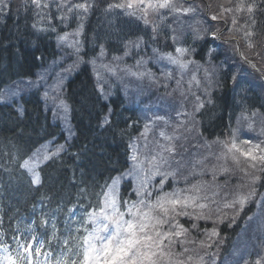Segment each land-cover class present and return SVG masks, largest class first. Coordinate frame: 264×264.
Returning a JSON list of instances; mask_svg holds the SVG:
<instances>
[{"label":"snow or ice","instance_id":"obj_1","mask_svg":"<svg viewBox=\"0 0 264 264\" xmlns=\"http://www.w3.org/2000/svg\"><path fill=\"white\" fill-rule=\"evenodd\" d=\"M31 5L30 10L35 11V15L49 21L46 29L42 31L55 32L57 25L52 23L53 19L57 20L62 26H67L70 18H75L79 21L77 28L73 32L65 31L62 35L58 34V41L62 46H67L72 49L71 55L76 59V63H91L95 69L96 61L104 58L107 53L103 44L97 45L99 47L98 56L84 60L83 58L88 55L84 51V41L79 39L83 36V21L85 17L91 12L100 7V4L105 6L102 12L109 15H115L123 18L125 25H137L143 24L145 30L151 31L149 39L154 43L158 35L157 26L151 24L149 16L153 15L159 19H163L169 15L195 13L197 8L188 0V7H184L183 4L176 2V0H87V2H76L73 0H28L25 4V8ZM210 7V6H209ZM221 11L218 15L211 16L212 20L220 19L224 21L227 32L230 34L229 38L225 39V43H233L236 46V50L239 51L240 43L236 39L239 35L240 39L244 40L245 46L250 50H255L258 47H264V43L261 42L260 26L264 24V21H258L257 16H264V0H235V3H230V6L224 7L220 5ZM6 9L11 11L10 0H0V17H3ZM225 13L231 14L230 17L225 16ZM238 13L244 14L243 16L237 15ZM241 20L243 21L241 23ZM36 28V25H32ZM169 35L167 39L171 41L173 46L180 43L182 37L175 33V29H168ZM205 34L211 35L214 39H221L223 37L222 31L217 28L215 31L208 32L205 30ZM70 37H74L70 39ZM195 40L204 39V35L199 30H195ZM146 47V42L142 36H137L135 39H126L123 42L122 55L112 56L113 64H102L101 66L109 72H115V68L119 66L125 59V57L133 56V51L139 55L140 51ZM175 53H161L158 49L153 48L152 52L156 57V62L167 61L168 64L177 66L181 72L188 67L189 64L195 63L191 57L197 54L194 47H174ZM209 50L208 55H211ZM246 62L248 57L240 53ZM254 54L259 56V51H254ZM185 57H188L185 59ZM147 61L141 56L139 59H135V65H125L123 71L136 76L138 78H145L152 80L154 84L163 83L165 89L168 88V81L174 79L171 72H165L164 80L161 81L145 66ZM132 67L140 69L144 67V71H132ZM255 67V64H252ZM69 69H66L68 71ZM97 90L99 92L98 99H107L108 93L105 92L103 87V78L97 72ZM181 79H176L177 85L174 92H180ZM195 80V77H193ZM235 87H240V83L237 81L236 76L232 77ZM199 85L200 81L195 80ZM205 88L204 95L206 100L201 99L200 96L195 97V104L193 105V113L181 110L182 106L176 110V115L183 117L182 120H178L175 125L172 126V135H166L163 131L160 132V136H163L165 140L170 143L167 146H159L160 151L150 159L152 168L146 173L145 169L141 167L140 163L133 164L131 167L124 170H117L116 176H110L108 181L105 182L104 187L107 191L102 189V195L104 197L103 207L99 212L92 211L87 213V224L93 225L91 230L85 227V235L72 239L71 224L69 219L68 235L69 240L75 246L76 251H70L69 249H63L60 258L56 259L55 264H205V255H208L215 264V253L201 254L197 251L196 247H190L198 245L200 249H211L214 244H218L217 241H213V237H219L220 233L216 227H213L211 231L207 228L201 229L199 221L212 220L213 224L222 223L226 213L224 209H231L233 215L230 217L229 223L235 222V216L244 211V206L249 201L259 199L261 206H264V192H259L257 184L261 181V176L257 173H264V141L260 143H253L251 140H240L239 143L236 131L233 130L230 133V139L228 140H216L212 143L220 144L223 146V150L219 153H210V155L217 161V164L211 168H207L206 164L209 162L208 157L197 161L191 165V168L183 160L182 154L178 151L176 144L171 142L186 139V134H189L194 130L196 120L194 113L199 112L200 109L205 107V103L211 105L213 100L209 89L213 87H220L219 82L214 83L208 70L205 69ZM60 82L58 81L54 91H59ZM181 96H184V92H180ZM7 96H15V91H9ZM47 96V93H45ZM59 97H53V103L57 108V112L62 113L60 117L64 123L68 135L73 134V130L70 127L69 121V106L63 100L59 99V104H55V101ZM0 102H4V96L0 95ZM22 114L23 109H18ZM56 115V113H54ZM261 115V124H264V114H260L258 110H253L249 113L247 108H242L240 116L237 117V125L242 122H247L248 128H253L256 123V117ZM113 113L111 109L100 119L99 127L105 128L106 131H112L113 125L111 117ZM157 120H164V117H156ZM167 123V121H165ZM189 125H192L190 127ZM147 125H145V132H141L140 136L146 138ZM261 132L264 133V127L261 128ZM115 135L116 133L113 132ZM128 133L126 130H120L119 135L125 136ZM202 137V133H199ZM19 138L23 139V133L19 134ZM52 144L51 141L48 142ZM133 149L131 159L137 161L135 154V144H130ZM205 148L211 147V144L205 142ZM27 156L22 162L19 163V169L24 170L27 173L29 183L34 186L41 185V176L37 171V168L46 162L51 161L55 164L60 153L65 151V146L56 144L54 148L41 145L39 148L26 147L24 149ZM181 157L176 159V157ZM244 159V167H241V158ZM17 158L15 154H11V161H15ZM10 161V162H11ZM229 161L232 162L233 167H228ZM175 164V168H173ZM197 168L200 171H197ZM171 169V171L169 170ZM251 169V172H249ZM0 170L10 173V169L3 168L0 165ZM236 171L242 173L241 186L232 190L231 199H222L218 201L215 197L220 193L216 189L226 187L228 184L229 176ZM185 172L187 174L185 175ZM211 173V180L204 181L203 176ZM224 175V185L218 183V176ZM128 177L129 186L132 187V181H136L135 187H132V193L136 197L135 200L122 201L126 206V211H121L118 204V192L117 185L120 180ZM156 177L159 180L153 182ZM171 177L173 184L178 185L179 180L177 177H182L185 187H173L169 185L171 191L165 190V184L168 178ZM264 187V184L260 185ZM212 192V196L208 195V192ZM155 193V195H153ZM207 201V203L202 202ZM75 210H73V213ZM73 213H69V216ZM128 217V218H126ZM184 218L187 223L185 227L184 223H181V219ZM251 219V217H249ZM2 223V221H0ZM41 223H47V221L41 220ZM80 223H84L83 220ZM78 231V229H77ZM204 233L205 239L199 240L198 237ZM5 234L0 232V252L5 253L3 259L6 264H40L39 261H33L34 256L42 255V248L44 247L45 240L38 238L35 235L25 236L24 239H18L16 235L11 236V244L4 238ZM55 237V232H53ZM58 239V238H57ZM66 241L65 243H67ZM13 252L15 253L13 255ZM64 252L69 253V257L66 259ZM195 253V255H193ZM72 256H76L77 259H71ZM243 264H248L247 261H243ZM255 264H260V261H256Z\"/></svg>","mask_w":264,"mask_h":264},{"label":"trees","instance_id":"obj_2","mask_svg":"<svg viewBox=\"0 0 264 264\" xmlns=\"http://www.w3.org/2000/svg\"><path fill=\"white\" fill-rule=\"evenodd\" d=\"M11 9H16L15 3L11 4ZM257 17L264 21V16ZM21 18L25 20L23 31L6 17H0V92L16 80L35 76L45 62L58 53L56 36L60 33L59 29L55 32L39 31L32 27L33 21L28 17ZM97 21L99 25L95 24L93 31L82 36L83 50L88 53L84 59L97 54L99 44H103L107 51L116 52L120 40L125 42L126 39L142 36L137 29L131 27L126 30L125 26L122 29L119 24L110 31L101 20ZM56 22L53 21L54 24ZM163 35L161 31L159 36L169 42ZM150 36L145 33L143 37L149 40ZM194 48L197 52L195 59L203 61L210 43L197 42ZM215 59L220 60V55ZM233 76L230 69L220 71L217 80L220 87L211 93L213 104L206 103L199 113L202 134L209 140H225L226 134L233 127L236 114L241 113L242 108H247L249 112L254 109L264 112V104L253 86L243 82L237 88L233 84ZM92 81L88 68L75 72L67 81L65 100L70 108L74 137L55 164L49 161L41 166V185L38 186L31 185L26 172L19 169V163L27 158L24 149L34 148L44 139L55 138L62 142L65 133L45 110L38 90L20 97L22 114L18 111L21 108L15 104H0V165L10 169V173L0 170V204L5 215L4 226L11 219H21V224L14 226V229L22 226L26 234L33 233L44 239L46 245L42 253L51 254L49 264H55L63 249L76 251L69 240V219L72 221V239L82 238L86 234L85 227H91L86 222L87 213L100 211L104 202L102 189L107 191L104 185L109 177L116 176L117 170L126 172L129 168L130 144L142 130L136 111L125 105L118 89H115L108 101L98 99L99 92ZM109 109L113 113L112 131L98 126ZM120 130H126L128 134L121 136ZM21 132L22 140L19 138ZM13 153L17 158L15 161H11ZM262 178L264 182V173ZM131 192L132 187L128 181L123 182L118 198L122 211L126 210L122 201L133 199ZM69 213H73L71 217ZM42 219L47 223H41ZM81 220L84 223H80ZM237 232L236 229L232 235L224 233L228 243ZM63 254L66 259L69 257L68 252ZM71 259L77 257L72 256Z\"/></svg>","mask_w":264,"mask_h":264},{"label":"rangeland","instance_id":"obj_3","mask_svg":"<svg viewBox=\"0 0 264 264\" xmlns=\"http://www.w3.org/2000/svg\"><path fill=\"white\" fill-rule=\"evenodd\" d=\"M27 2L28 0H10V4L15 3L16 9L19 8L17 11L20 12H25L28 11V9H31L30 4L28 8H25V4ZM73 2L83 3L87 2V0H73ZM176 2L183 4L185 8L189 6L188 0H176ZM191 3L197 8L195 13H181L179 14L178 18L176 15H169L163 19H159L153 15L149 16L151 24L157 26L158 35L154 43L150 39L145 40L143 37L145 33L151 35V31L145 30V26L143 24H140L139 26L124 25L122 17L109 15L102 12L103 7L105 6L104 4H100V7L96 9L97 11H91L83 21V34L87 33V28L89 26H94L95 24L99 25L97 20H101V22L104 24L103 26L110 31L111 29L118 27V24L122 29L123 26L126 27V30L130 29L131 27L137 29L142 34V37L146 42V47L140 51L139 55L133 51V56L135 59H139L141 56H143L147 61L145 67L161 81L164 80L163 74L165 72H171L172 76L174 77V79H171L167 82L168 88L165 89L163 83L154 84L152 80L148 79L147 77L141 79L136 76H132L123 71V69L125 65H135V59H133V57H125L124 61L120 63L118 67L113 65L115 68L114 73L104 69L101 66L102 64H113L111 59L112 56L122 55L123 48L119 50L123 46L122 40L118 42L116 52L106 50L107 55L104 58L98 59L96 61L95 69L91 63H87V68L90 71L91 77L93 79L92 83H94L95 87L97 88L96 76L98 72L103 78V87L105 92L108 93L107 98H109V95H114V92L116 91L114 90L115 88H119V91L124 93L125 105L127 107L134 108L138 112L140 123L142 124L141 132H145V125H147L146 138L141 137L140 132L139 136H137V139H134L132 142V144L136 145L135 154L137 156V161H133L131 159V165L129 166L131 167L133 164L140 163L141 167L145 169L146 173L152 168V165L149 161L160 151L159 146H167L170 143L169 141L165 140L163 136H160V132L163 131L166 135H172V126L175 125L178 120L183 119V117L176 115V110L182 106L181 110L187 111L188 113H193V105L196 102L195 97L200 96L201 99H207V97L204 95V88L206 86L205 69L208 70V73L214 83L217 82L218 75L221 70H232L239 83L248 82L251 86H253L257 95L264 104V47H258L255 50H250L245 46L244 40L240 39V36L237 35L236 39H238L240 43L239 51H237L235 44L225 43V39L229 38L230 34L226 30L224 21L220 19H211V16L218 15V13L221 11L220 5L228 7L230 6V3H235V0H191ZM230 15L231 14L229 13H225V16L230 17ZM237 15L243 16L244 14L238 13ZM35 17L45 25L49 23V21L43 19L42 16ZM54 20L55 19L52 21ZM71 20L76 21L77 19L70 18L69 22ZM258 21L260 20L258 19ZM242 22L243 21L241 20V23ZM78 23L79 21L77 20L72 29H66L65 26L60 25L57 21L55 23L57 25L56 30H60V33H58L60 35H62L65 31L71 33L76 30ZM169 28L175 29V33L182 37L180 43L175 46L194 47L197 42L201 43L204 41H209V50H212L211 55H208V50L203 61L196 60L194 55L191 57V59H193L195 63L189 64L188 67L183 70V72H181L177 66L168 64L166 60L157 63L156 57L152 52L153 48L158 49L161 53L170 52L173 55H177V53L174 51L175 46L171 44V41L168 40L169 42H165L161 36H159L161 31H163V37L167 38L169 35ZM217 28H219L223 33V37L221 39H214L211 35L205 34V30L211 32L215 31ZM195 30H199L201 34L204 35V39L195 40ZM260 31L262 33L260 39L261 42L264 43V24L260 26ZM73 38L74 37H70V39ZM79 39H82V36L79 37ZM56 44L59 50L58 58L48 64L47 67L42 68L35 78L19 79L5 86L0 92V95L4 96V102H0V104L17 103L22 95H26L33 90H39L46 110L49 113L51 112L55 121H57L62 126L63 131L66 133L67 139L70 140L74 136V129L70 117V127L73 130V134L71 136L68 135L65 123L60 118L62 113L57 112V108L53 103V97H59V99L64 100L63 89L65 81L75 72L81 70L83 68V64L86 63L80 62L76 63L74 66V61L76 58L71 55L72 49L67 46H62L58 41V35L56 36ZM254 51H259L260 55H255ZM238 52H243V55L248 57V60L251 63L247 64L245 61H243ZM98 54L99 52L96 54V56H98ZM217 55H220V60L215 59ZM187 58L188 57H185V59ZM252 64H255V67H252ZM66 69L69 70L66 71ZM132 71H144V67H141L140 69L132 67ZM181 76L182 80L180 84V92H184V96H181L180 92L173 91V89H176L177 87L175 80L181 79ZM193 77H195V80L200 81L199 85L196 84L195 80H193ZM58 81L60 82V89L59 91H54ZM215 88L216 87H213L209 89V91L212 93ZM9 91H15V96H7L6 94ZM45 93H47V96H45ZM59 99L55 101V104H59ZM200 111L194 113L196 124L194 130L189 134H186L187 138L171 142L176 144L178 151L182 154L183 160L189 168H191L192 164L203 159L205 156H207L209 160L206 166L207 168H211L213 165L217 164V161L210 155V153L219 154L223 150L222 145L212 143L216 140H209L203 135L202 137L199 135V133H201L200 123L202 120L199 115ZM258 112L260 114H264V112L260 110H258ZM54 113H56V115H54ZM236 115L237 116H235L232 131H236L237 137L239 138L237 141L238 143L240 140H251L253 143H260L264 141V133L261 132V128L264 127V124H261L260 122L262 119L261 115L256 117V123L251 129L247 127V122H242L238 126L237 117L240 116V113L238 112ZM156 117H164V120H157ZM165 121H167V123H165ZM189 126L192 127V125ZM228 139L230 138L225 140ZM205 142L211 144L210 149L204 147ZM55 145L56 144L53 142L51 145H49V143L45 144V146H48L50 149L54 148ZM261 146L264 147V144H261ZM132 154L133 149L131 148V156ZM180 158L181 157L179 156L176 157V159ZM244 159L246 158H241V167H244ZM39 167L37 168L38 172ZM172 167L175 168V164H173ZM228 167H233L231 161H229ZM169 170L171 171V169ZM197 171H200V169L197 168ZM249 172H251V169H249ZM186 174L187 172H185V175ZM257 174L261 176V181L257 184V189L259 192H264V187L260 186L261 184H264L262 173ZM125 178L129 179L128 177ZM124 179L120 181H123ZM177 179L180 181L178 185L173 184L172 178L169 177L168 180L170 181V185H173V187H185L183 178L177 177ZM202 179L204 181H210L211 173L203 176ZM158 180L159 177H156L153 182L155 183ZM120 181L117 187L119 186ZM241 181L242 173L236 171L234 174L229 176L226 187L216 189V191H218L220 194L215 198L218 201L222 199H231L232 190L238 186H241ZM132 183L133 187H135L136 181L133 180ZM218 183L224 185V175L222 173L218 176ZM164 187L166 191L172 190L169 188V184H167V182ZM153 195H155V193H153ZM208 195L211 197L212 192L209 191ZM202 202L207 203V201ZM223 211L226 213V215L224 216L222 223L214 225L213 220L215 219V216H213L212 220L199 221L201 229L207 228L209 231H211L213 227L217 228V231L220 233V235L219 237H213V241L218 240V244H214L211 249L206 250L200 249L198 245H190V247H196L197 251H199L201 254H204L205 252L215 253V264H243V261H247L248 264H255L256 261H260V264H264V206H261L260 200L255 199L246 203L244 206V211L236 215L235 222L231 224L229 221L230 217L234 214L233 211L231 209H224ZM249 217H251V219H249ZM180 222L184 223L185 227H187V223L185 222L184 218H182ZM221 226H225L226 228H239L236 236L230 243H227L225 237L227 235L222 232ZM198 239H205L203 232H201ZM193 255H195V253H193ZM205 264H213L212 259H210L208 255H205Z\"/></svg>","mask_w":264,"mask_h":264},{"label":"bare ground","instance_id":"obj_4","mask_svg":"<svg viewBox=\"0 0 264 264\" xmlns=\"http://www.w3.org/2000/svg\"><path fill=\"white\" fill-rule=\"evenodd\" d=\"M17 10H18V9H17ZM17 10H16V9H11V11L9 12V11L6 9V11H5L3 17H6V18L9 19L10 21L14 22V24L20 26L21 31H23V30L25 29V20L22 19L21 16L24 17V18L28 17V19H30V21H33V24L36 25V29H38L39 31H42L41 29H46V28L48 27V24H46V25L43 24V22H40V21L38 20V18L35 17V16H36V15H35V11L28 9V11L20 12V11H17ZM19 15H20V16H19ZM44 22H46V21H44ZM51 22L53 23V21H51ZM76 22H77V20H76V21L71 20L65 28H66V29H72V27H74V25H75ZM94 28H95V26H89V27L87 28V32L91 31V30L94 29ZM92 31H93V30H92ZM43 32H44V31H43ZM98 50H99V49H96V52H97ZM93 53H94V52H93ZM95 54H96V53H94L93 55H95ZM93 55L90 56V58H89V57L86 58L85 60H90V59H92V58L94 57ZM58 56H59V52H58L55 56H53V58H49L48 61L45 62V64L43 65V67H47V65L50 64L52 61L56 60V59L58 58ZM43 67H42V68H43ZM82 67H83V68H87V64H83ZM40 69H41V68H40ZM40 69L36 72L35 76L31 77V79L36 77V75L38 74V72L40 71ZM21 81H22V80H21ZM115 89H118V90H119V88H115ZM115 89H114V90H115ZM26 95H27V94H26ZM121 95L124 96V93L121 92ZM50 116H51L52 121H54L55 119H54L53 115L51 114V112H50ZM141 127H142V126H141ZM231 132H232V129L230 130V133H231ZM230 133H229V134H226L225 139L230 138ZM49 141H51V138H50V139H44V140H42L40 143H37V144L34 146V148H39L41 145H45V144H47ZM51 142H52V141H51ZM53 143H54V144H57L56 142H53ZM67 148H68V146H67ZM0 203H1V202H0ZM19 220H20V221H17V219H11V220L8 221V225H9V226L20 225V224H21V219H19ZM221 229H222V232H224V233L226 232L227 235H228V234H231V235H232L233 232H235L236 229H239V228H238V227H230V228H226L225 226H221Z\"/></svg>","mask_w":264,"mask_h":264}]
</instances>
